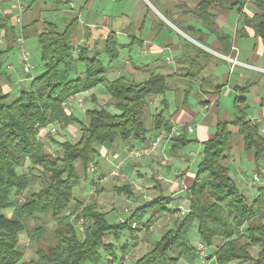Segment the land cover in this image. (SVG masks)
Masks as SVG:
<instances>
[{
	"label": "trees",
	"instance_id": "trees-1",
	"mask_svg": "<svg viewBox=\"0 0 264 264\" xmlns=\"http://www.w3.org/2000/svg\"><path fill=\"white\" fill-rule=\"evenodd\" d=\"M55 4L61 3L54 0ZM244 0H235L240 10ZM257 12L245 17L264 38V0H255ZM214 0H201L192 13L199 21L211 24L215 14L210 11ZM34 19L21 27L26 39L32 31L38 45L41 73L32 77L26 86L19 87L15 96L5 92L3 56L0 51V264H122L112 252L108 238L118 239L124 230L146 231L160 216L172 209L171 197L159 195L134 209L130 216L118 224L107 221V213L100 210L94 199L76 200L74 188L86 180L99 193L94 160L97 146H110L116 140L144 144L151 129L145 124V109L155 96L168 91L166 78L149 74L137 82L126 76L108 78V67L97 57L88 56L86 47H74L73 31L77 23L74 17L61 28L57 23L44 19V27H36ZM4 42L15 40V28L8 25V17L0 14V30ZM218 35V33L215 31ZM222 45H229L226 36H220ZM226 38V41H225ZM117 41L110 33L104 42L109 62L118 58ZM10 46L8 49H11ZM101 85L105 88L109 103L95 105L85 110L82 122L66 106L67 100L76 94ZM248 85L235 87L238 93L233 99L234 115L231 120L219 121L213 136L201 142V157L196 164L192 182L184 189L187 211L166 226L158 239L131 264H205L198 249L190 239L195 227V237L205 247L206 264H264V186L247 197L237 186L223 164L232 146V131L237 129L244 151H251L257 162L264 156V137L255 122L248 119V103L244 95ZM152 127L169 133L171 123L162 112L151 115ZM51 124L74 125L79 132L76 141H50L57 145L56 153L45 149L39 130ZM48 135V133L46 134ZM171 151L176 152L193 141L185 133L172 136ZM39 184L36 190L33 186ZM31 190V191H30ZM115 190L132 194L128 184ZM24 194L21 200L12 196ZM73 204L71 211L63 210ZM11 210L8 216L4 210ZM147 209L150 217L142 222V229H132L130 221L141 218ZM49 214L56 223L50 232L51 242L42 225L28 230L25 218ZM82 220L79 229L76 223ZM26 232L35 243L34 256L24 259L19 235ZM220 244L208 254L207 248ZM123 249V248H122ZM107 253V254H106Z\"/></svg>",
	"mask_w": 264,
	"mask_h": 264
},
{
	"label": "crops",
	"instance_id": "crops-1",
	"mask_svg": "<svg viewBox=\"0 0 264 264\" xmlns=\"http://www.w3.org/2000/svg\"><path fill=\"white\" fill-rule=\"evenodd\" d=\"M59 1L61 3L57 5L54 0H21L25 8L22 26L34 19H39L35 25L42 29L44 19L47 18L63 28L74 17L78 18L80 14H84L86 21L84 24L77 21L72 43L74 47H86L88 56L100 59L103 65L108 67L107 75L126 76L137 82L149 74H158L166 78L168 91L163 96L153 97L147 105L148 127L151 129L148 138L161 132V130L153 129L151 119V115L161 111L172 127L178 131L172 136L185 133L187 138L193 140L178 151L172 152L170 141L172 136L164 137L149 156L138 160L129 157L128 150L141 144L116 140L110 146L98 148V159L101 162L99 167L102 166L107 171L104 175L111 174L114 167L120 165L119 173L125 171L127 175L129 172L137 175V179L130 180V190L134 184L149 185L146 180L150 178V186L157 193L155 197L159 195L171 197L172 208L186 207L184 189L175 187L172 180L179 176L185 188L192 182L195 170L190 168L196 166L201 157V142L213 136L219 121H228L233 118V99L238 95L235 91L236 86L248 85L247 91L242 93L248 103L246 116L257 124L260 134L264 137V38L257 34L253 27L254 22L249 24V21H243L245 17L251 18L257 12L255 0H244L239 11L238 5H232L235 0H214L210 11L215 14V21H212L210 25L199 21L192 13L195 5L201 0H168L167 2L159 0L165 15L159 13L160 17L157 16V18H161L162 21H152L149 24L144 20L124 21L117 16L105 14L106 0H84L81 11L77 10L76 6L73 9L70 8L67 4L68 0ZM109 1L113 3L117 0ZM15 5L16 0H0V14L8 17V25L14 28L17 25L13 16L14 11L17 13ZM57 11L61 13L57 14ZM230 13L233 14L229 16ZM123 14L129 17L126 11ZM1 32L4 34L3 29L0 30ZM110 33L115 36L118 44V58L115 62L108 64L109 59L104 51V42ZM189 33L198 36L195 40L209 45L210 49L217 54L214 60L206 58L207 60L205 59L195 70L187 67L188 63L194 65V59L198 58L195 54L199 51L194 38H191ZM220 36H226L229 39L227 47L222 45ZM26 40L36 41L32 31L29 32ZM4 41L0 44V51L7 50L3 56L5 75L2 78V87L5 92L10 93V90L25 86L28 80H25L22 73L19 57L15 60L8 56L10 51L8 48L10 46L16 48L15 40L12 43ZM226 57L236 58L238 63L233 67ZM8 65H10L9 68H7ZM208 79L220 80V82L211 85ZM102 97H106L109 101L105 88L98 85L86 92L71 96L66 106L78 117V112L82 111V100L87 102L89 106L86 109H89L99 105L100 98L101 101L103 100ZM227 104L231 105L232 111H229ZM187 127H192L193 131L188 133ZM47 128L48 126L39 130V136L43 141L48 132ZM64 128L68 132L78 131L74 125ZM230 130L234 143L223 164L227 166L228 173L238 188L247 197L252 198L256 188L264 186V173L259 174L258 179L250 187L248 182L251 178H247L248 174L246 175L240 163L242 161L248 164L254 163L248 172L252 177L259 166H264V156L256 162L251 151L243 150L237 129L230 126ZM163 159L166 160L164 164L161 162ZM157 172L162 175L163 181L154 179ZM104 175L103 173L97 175L98 183L102 182ZM122 184L124 183H115L111 186V190L116 191L115 187ZM90 188L96 191L94 186ZM87 189L83 188L84 196L82 197H86L88 192H91ZM126 194L129 195L127 192ZM132 194L131 201L136 203V208L144 204L145 201L137 197L135 192ZM101 207L102 205L99 206L100 210L107 211ZM148 211L150 213L147 219L152 213L151 209H147L144 213ZM157 223L151 233L137 232L139 235L134 236L136 242L132 245V249L146 242L150 234H157L161 227L158 220ZM218 244H220L219 239L214 241L213 246ZM210 253L212 252H208ZM208 262L209 260H206L205 264Z\"/></svg>",
	"mask_w": 264,
	"mask_h": 264
},
{
	"label": "rangeland",
	"instance_id": "rangeland-1",
	"mask_svg": "<svg viewBox=\"0 0 264 264\" xmlns=\"http://www.w3.org/2000/svg\"><path fill=\"white\" fill-rule=\"evenodd\" d=\"M21 1V0H20ZM73 1V0H71ZM165 2H167L168 0H163ZM75 3L76 9L81 11V7L83 6L84 0H75L73 1ZM96 4V2H94ZM81 8V9H80ZM126 14L129 16H124L125 14H123L125 11ZM54 11V10H53ZM52 11V12H53ZM55 12V11H54ZM104 13L107 15H111V16H117V18H120L121 20L124 21H146V23H151L152 21H162V19L160 20L159 18H157V16H159V13H162L165 15L164 11L161 9L160 4H159V0H117L115 2H111L109 0H106V2L104 3ZM52 14V13H51ZM233 13H230L229 16H231ZM16 15V11H14L13 16ZM24 15V14H23ZM160 17V16H159ZM23 18V16H22ZM23 21V19H22ZM77 21L81 22L82 24H84L85 20V16L84 14H80L79 17L77 18ZM78 25H80L78 23ZM22 27L21 25H16L15 27V34L16 36L20 34V29ZM191 38H194L193 40H195L198 36L189 33ZM27 39V38H26ZM24 38V44L26 46L27 52L29 53V59L30 62L32 64V70H31V77H34L37 74H40L42 69H41V64L39 61V55H38V45L36 41H27ZM189 41V40H188ZM195 45L196 47H198L199 51L196 52V56L198 58L194 59V65L191 63H188L187 67L192 68L193 70H195L196 68H198V65L202 64V62L205 61V59H215L217 57V54H215L209 47V45H206L205 43H202L195 40ZM194 44V42H193ZM18 44H15L16 48H11L8 56H10V58H14L16 60L17 57H19L20 52H19V48L17 46ZM206 59V60H207ZM14 60V61H15ZM107 63V62H106ZM110 62H108L109 64ZM234 67V65H233ZM108 78H113L115 76L108 74L107 75ZM145 78V77H144ZM209 84L214 85L218 82H220V80H214V79H208ZM230 84L232 85V82L229 81ZM179 87V86H178ZM19 88L15 89V90H10V94L11 96H15L17 91ZM102 101L100 98V104L99 105H103V106H107V104L109 103V101L106 99V97H102ZM75 105L77 106V102L75 103ZM82 111L78 112L79 115H77L79 117V119L82 122L86 121V115H85V110L87 108V102H85L84 100H82ZM227 108L229 109V111H232L231 105L227 104ZM107 109L112 112V113H118V110H116L113 106H111L110 104L107 106ZM196 110V109H194ZM145 124L146 126H148V110L147 107L145 109ZM48 135H46L44 139L45 141V149L48 150L50 153L55 154L56 153V148L57 145L54 144L53 142L50 141V138H53L56 141H64V140H69V141H76V139L78 138V134L79 132L76 131H67L66 128H64V126H62V124H51L48 125ZM52 129H54V132L52 131ZM77 130V127H76ZM167 143V142H166ZM234 143V137H232V144ZM98 148L101 146H97ZM129 159V158H127ZM96 165H95V170H96V175H100L101 173H106L107 171L104 170V168L101 166L99 167V165H101L100 160L98 159V155L95 156L94 158ZM261 163V162H259ZM240 165L242 166L243 170L246 172V175L248 176L247 178L250 179L251 176L248 173L249 170L251 169V167H253L254 163H247L246 161H242V163H240ZM196 166H191V170H195ZM160 174L159 172H157L155 175ZM92 174H89L88 178L85 180H81V183L76 186L74 188V196L76 198V200L78 201H84L86 202L87 200L90 199H94L98 205V207L100 205H102V209L103 210H107V221L110 224H118L121 221L127 219L131 212L136 208V203H134L132 200L131 195H127L126 192H116L111 190V186L114 185L115 183H124V184H128L130 186V180L133 179H137V175L134 172H129L128 175L126 174L125 171H121V173H119L118 175H113V174H105L102 178V182L99 181V185H101V190L99 193H97L96 191H94L93 193L96 195H91V192H88V195H86V197H82L84 196V193H82L83 188L92 191L93 189L90 188V186L92 187L93 184H91L90 182V177ZM102 177V176H101ZM100 177V178H101ZM116 178V180L114 178ZM121 177V178H120ZM179 177V176H177ZM180 178V177H179ZM156 179V178H154ZM99 180V177H98ZM149 185L148 186V190L144 191V192H139V191H134L137 194V197L141 198L142 201L146 200H150L151 198H155V196L157 195V193L155 191H153V189L150 186V178H148L146 180ZM145 181V182H146ZM141 186H146L144 184H139ZM135 186V185H134ZM133 186V187H134ZM39 187V184L37 183L35 186L32 187L31 190H36ZM132 187V188H133ZM91 190H90V189ZM30 190V191H31ZM241 190V189H240ZM242 191V190H241ZM243 192V191H242ZM27 192L24 191L22 194L17 195V196H12L13 199H18L21 200L24 196V194H26ZM133 195V194H132ZM73 204H71V206L67 209L63 210V213H69L71 211ZM185 207V206H184ZM4 212L10 216L11 214V210H4ZM150 211L144 213V215L141 218V222L137 221L138 223H142L144 222L148 215H149ZM164 213L160 214V216L158 218H160ZM119 217V219L117 218ZM157 218V219H158ZM156 219V220H157ZM161 225V227L158 229L157 234L153 233L150 234L149 238L146 240V242H143L142 244H139L138 247L132 249V245L136 242V240L134 239V236H137L140 234V232L145 233V231L141 230L137 232H129V230H124L122 232V234L120 235V237L118 239L115 238H108V241H110L113 244V249L112 252L114 253V255L117 257V259L119 260V258L123 257L122 260V264H131L137 257H139L142 253H144L146 251V249L150 246V244L155 241L156 239L159 238V236L161 235V233L164 231L165 227L168 225H164L162 223V220L160 219L158 221ZM24 224L27 227L28 230H32L33 227H36L38 225H42L43 229L45 230V232L47 233V242H51L52 238H51V231L56 227V223L54 221V219H52L50 217L49 214L45 215V216H35L33 218H25L24 219ZM78 234H79V229H78ZM81 235V234H79ZM190 239L191 241L195 244V242L197 241V238L195 237V227H193L192 231L190 232ZM218 240V238L216 239V241ZM19 244H20V248L23 251V257L24 259H30L34 256V248H35V243H33L32 241H30L29 236L26 234V232H21L19 235ZM123 248V249H122ZM214 246H211L209 248H207L206 251L208 252H214ZM107 254V253H106ZM104 257L101 259L99 264H103V262L105 261L106 257L105 255H103ZM206 260H204L205 263ZM87 264V263H86Z\"/></svg>",
	"mask_w": 264,
	"mask_h": 264
},
{
	"label": "built area",
	"instance_id": "built-area-1",
	"mask_svg": "<svg viewBox=\"0 0 264 264\" xmlns=\"http://www.w3.org/2000/svg\"><path fill=\"white\" fill-rule=\"evenodd\" d=\"M67 4L72 9L75 7V3L73 1H71V0H68L67 1ZM15 7L17 8V13L15 15V23L17 25H21L22 24V19H23L22 16L24 14L25 8L22 5V3L20 1H18V0H16ZM58 13H61V11H57V14ZM20 31H21L20 34L17 35L16 38H15V43L18 44L17 46H18L19 52H20V55H19V63H20V66H21L22 73H23V75L25 77V80H28V82H29V80L32 78L30 76L31 70H32V64H31L30 59H29V53L27 52L26 46L24 44V37H23V34H22V30L20 29ZM3 41H4V34L1 32L0 33V44H2ZM226 59L231 63V65H234V64L238 63V61L236 60V58L226 57ZM9 67H10V65L7 66V68H9ZM28 82H27V84H28ZM52 131L54 132V129H52ZM186 131L188 133H191L193 131V128L192 127H187ZM177 133H178V131L176 130L175 127H171V130L169 131V133H165V132L161 131L157 135H155V136H153L151 138H148V140L144 144H141L138 147H133V148L129 149L128 150V156L131 157L132 159H136V160L142 159V158H144L146 156H149L154 151V149L156 148V146L158 145V143L164 137L176 135ZM161 162L164 164V163H166V160L163 159ZM119 169H120V165H116L114 167V169L112 170V173L111 174L118 175L119 174ZM261 173H264V166H259L258 169H257V171H255L253 173L251 179L248 182L250 187H251V185L253 183H255V181L259 177V174H261ZM155 178H156L157 181H163V177H162L161 174L156 175ZM172 184L175 187H177L178 189H180V190L185 189V184H184L183 180L181 178H179V177H175L172 180ZM147 190H148V186L147 185L146 186L135 185L131 189L132 192H134V191H142V192H144V191H147ZM94 191H95L94 189L91 191V195L92 194L94 195V193H93ZM186 211H187V208L186 207L177 206L176 208H172L170 211L165 212L157 220L159 221L161 219L162 220V223L164 225L165 224L166 225H170L175 219L181 217ZM157 220H155L147 228V230L145 232H147V233L153 232L155 226L158 224L157 223ZM76 226L78 227V229H80L81 226H82V220H79L76 223ZM129 226L132 229H135V228L142 229L143 224L142 223H138L136 220H132V221H130ZM195 246L198 249V253H199L200 257H201L202 263H204V259L206 257L205 247L198 240L195 242Z\"/></svg>",
	"mask_w": 264,
	"mask_h": 264
}]
</instances>
